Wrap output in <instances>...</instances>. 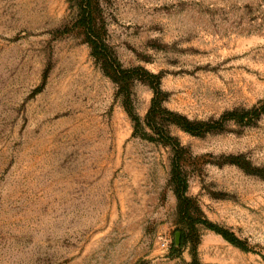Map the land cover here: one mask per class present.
Listing matches in <instances>:
<instances>
[{
	"label": "rangeland",
	"instance_id": "obj_1",
	"mask_svg": "<svg viewBox=\"0 0 264 264\" xmlns=\"http://www.w3.org/2000/svg\"><path fill=\"white\" fill-rule=\"evenodd\" d=\"M79 12L0 0V264H264V0H92L122 68L159 74L162 107L200 122L166 113L179 151L134 134ZM133 78L143 122L153 92Z\"/></svg>",
	"mask_w": 264,
	"mask_h": 264
},
{
	"label": "trees",
	"instance_id": "obj_2",
	"mask_svg": "<svg viewBox=\"0 0 264 264\" xmlns=\"http://www.w3.org/2000/svg\"><path fill=\"white\" fill-rule=\"evenodd\" d=\"M69 2L73 0H68ZM79 18L78 23L80 27L84 29V34L86 37V42L90 46L91 55L100 62L103 73L109 77L113 82L119 85L120 93H123V105L125 110L131 117L134 125V134L143 136L148 140H152L151 135L143 132V125L147 126L154 134L161 138V143L171 146L175 151H179L177 144L173 138L169 135L166 130V124L164 122V116L166 113L170 116L169 124L176 125L182 130L191 133L193 135H198L200 122H191L185 117L169 112L162 107V103L165 100L164 94L161 90V77L159 74H152L145 69L139 67L135 69H125L122 68L119 61L109 50L108 46L102 40L101 36L95 32L96 20L92 12V0H79ZM135 73V74H134ZM137 75L138 80H141L147 84L153 92V98L151 101V106L145 116L143 122L133 113L132 105L128 95V88L133 76ZM234 113H232L233 115ZM231 115V116H232ZM248 115V113L246 114ZM243 116V115H242ZM245 116V115H244ZM143 133V134H142ZM179 163L175 161L173 163V180L176 184L175 194L178 200L179 212L182 214L181 217L189 228L194 227L197 222L189 213V199L185 196V181L180 175L178 169ZM186 218V219H185ZM207 228L221 234L230 242L236 243L233 239L228 237L227 233L217 229L210 223H205Z\"/></svg>",
	"mask_w": 264,
	"mask_h": 264
}]
</instances>
